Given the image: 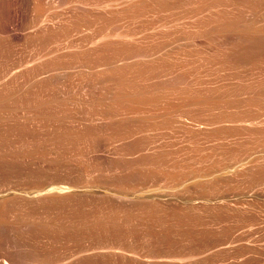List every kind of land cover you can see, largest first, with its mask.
Masks as SVG:
<instances>
[{
  "label": "rangeland",
  "instance_id": "obj_1",
  "mask_svg": "<svg viewBox=\"0 0 264 264\" xmlns=\"http://www.w3.org/2000/svg\"><path fill=\"white\" fill-rule=\"evenodd\" d=\"M0 264H264V0H0Z\"/></svg>",
  "mask_w": 264,
  "mask_h": 264
},
{
  "label": "bare ground",
  "instance_id": "obj_2",
  "mask_svg": "<svg viewBox=\"0 0 264 264\" xmlns=\"http://www.w3.org/2000/svg\"><path fill=\"white\" fill-rule=\"evenodd\" d=\"M63 190H64V188H62ZM57 190V189H56ZM59 190H61V189H59ZM51 192H53V191H51Z\"/></svg>",
  "mask_w": 264,
  "mask_h": 264
}]
</instances>
